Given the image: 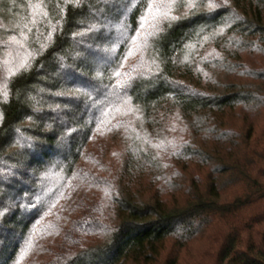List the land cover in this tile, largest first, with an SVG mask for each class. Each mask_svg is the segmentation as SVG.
<instances>
[{"label": "trees", "instance_id": "trees-1", "mask_svg": "<svg viewBox=\"0 0 264 264\" xmlns=\"http://www.w3.org/2000/svg\"><path fill=\"white\" fill-rule=\"evenodd\" d=\"M215 4L144 45L143 0H0V264H264V0Z\"/></svg>", "mask_w": 264, "mask_h": 264}, {"label": "snow or ice", "instance_id": "snow-or-ice-1", "mask_svg": "<svg viewBox=\"0 0 264 264\" xmlns=\"http://www.w3.org/2000/svg\"><path fill=\"white\" fill-rule=\"evenodd\" d=\"M45 0H40L41 6H43ZM66 3L74 2L77 5H80L83 0H65ZM141 0H130L129 5V11L132 8H135L137 4H139ZM198 3V0H143V7L141 8V11L139 15L137 16V28L145 29V35L143 38L144 45L147 44V40L149 36L155 35L158 31H160V24L167 20L171 21L176 19L175 16L171 15V12L174 7L184 5L187 7H194ZM209 7H219L215 4V0H208ZM127 15V13H125ZM104 29H110L113 27L117 28H124L126 27L124 23V19L121 18L119 24L114 25L111 22L105 20L102 23H89L87 27L84 29L83 32L78 33L79 35L83 36L87 33L92 32H99L101 31V28ZM53 30H55V26H53ZM77 35V34H74ZM12 43L16 44L18 41L16 40V37H12ZM30 66L29 61L27 59H24L23 61H18L16 64V70L17 72L20 69H27ZM11 71V70H10ZM9 96V92L7 91V88L5 87L3 90V97L6 100ZM0 118H2V114H0ZM3 212L0 211V215H2ZM27 243V242H26Z\"/></svg>", "mask_w": 264, "mask_h": 264}, {"label": "rangeland", "instance_id": "rangeland-1", "mask_svg": "<svg viewBox=\"0 0 264 264\" xmlns=\"http://www.w3.org/2000/svg\"><path fill=\"white\" fill-rule=\"evenodd\" d=\"M149 60H150L149 62L154 63L153 58L150 57ZM125 115L126 117L124 118L131 122V126L129 129H130V135L132 136V138L125 139L124 135L114 136L111 134L110 135L102 134L101 139L96 143V145L93 147H90L89 150L86 151L88 154L91 153L92 151H94L95 154L100 153L99 156L101 159H113L111 166H112V169L114 170L116 169L115 165L119 163L118 159H123V149L124 148L128 149L129 143H133L135 141L136 146H138V144L142 143L143 141H147L146 138H149V139L151 138V136L146 133V131L143 128V125L141 124L140 113L138 111L134 109H129L127 112H125ZM173 121L175 122L173 125V130L171 129L169 134L173 135V133L175 132H178L179 134H183L184 131L186 130L185 126L179 122L178 118H173ZM135 135L139 136V140H136ZM167 137L171 138L172 136L167 135ZM98 148L102 150H98ZM191 249L196 254H206L203 252L207 249V247L204 242L196 241L195 243L192 244Z\"/></svg>", "mask_w": 264, "mask_h": 264}]
</instances>
